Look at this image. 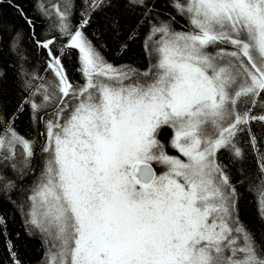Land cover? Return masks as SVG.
Returning a JSON list of instances; mask_svg holds the SVG:
<instances>
[{"label":"snow or ice","instance_id":"snow-or-ice-1","mask_svg":"<svg viewBox=\"0 0 264 264\" xmlns=\"http://www.w3.org/2000/svg\"><path fill=\"white\" fill-rule=\"evenodd\" d=\"M116 2L82 0L77 24L75 0L39 5L55 17L54 34L34 41L47 77L28 67L16 33L9 50L27 95L14 114L0 105V169L14 173L0 171V198L24 195L17 207L27 205L26 230L41 235L46 264H264V244L240 219L238 187L255 195L264 221V153L251 127L264 125V0H124L141 20L118 54L146 24L143 70L110 62L86 32ZM112 27L119 32L118 20ZM73 55L79 81L63 63ZM25 110L36 137L15 129ZM244 135L255 173L244 167Z\"/></svg>","mask_w":264,"mask_h":264},{"label":"trees","instance_id":"trees-1","mask_svg":"<svg viewBox=\"0 0 264 264\" xmlns=\"http://www.w3.org/2000/svg\"><path fill=\"white\" fill-rule=\"evenodd\" d=\"M58 1L60 0H12L10 4L8 0H0V71L6 73L0 80V105L7 114H14L22 96L27 95L22 93L16 78L15 55L9 50L11 42L16 37V33H20V50L28 57V67L34 68L40 76L51 75L44 71L46 50L38 49L34 41L50 38L54 34L52 25L55 22V17L43 15L39 5L43 3L47 6ZM13 5H18L19 8L23 9L24 16L33 21L34 28H30L24 17ZM82 8V0H75L71 16L73 24L79 22ZM168 11H172V9H168ZM177 19H180L181 24L185 23L180 17ZM114 20H118L119 32L112 27ZM140 20L141 16L138 9H130L124 0H117L115 6L93 14L92 23L86 32L110 62L117 65L131 64L143 70L148 64L143 49V39L147 32L146 24L138 29L137 38L128 41L126 51L118 54L120 45L127 39L129 31L135 29ZM176 28L179 29L180 24H177ZM33 31L35 35H33ZM55 47L59 48L60 44L57 43ZM63 63L69 76L73 80L79 81L80 75L76 71L75 55L64 57ZM13 119L15 120V129L19 134L26 138L36 137L37 128L30 120L27 110L20 113L18 117L13 115ZM251 127L257 137V147L261 153H264V125L253 122ZM39 131H43L42 126H40ZM169 137L170 130L166 129L160 138L167 141ZM38 138L43 139V137ZM247 141L248 136H242L240 146L245 152L244 167L249 172L255 173L257 171L256 156ZM168 152L171 155H179L171 148L168 149ZM221 158L225 163H228L227 153H223ZM0 171H3L9 178H14V173L10 169H0ZM232 177L234 182L238 179L235 168L232 170ZM238 187L242 194L239 201L240 219L255 234L257 241L264 244V221L259 219L255 195L250 193L246 186ZM10 195L11 200L0 198V215H3L7 222L6 236L0 235V264H12L8 253V240L12 242L13 250L22 264H46L47 246L42 243L41 235L39 233L30 235L29 230H26L25 211H27V205L23 211L17 207L18 204L25 203L24 195L20 192H13Z\"/></svg>","mask_w":264,"mask_h":264},{"label":"rangeland","instance_id":"rangeland-1","mask_svg":"<svg viewBox=\"0 0 264 264\" xmlns=\"http://www.w3.org/2000/svg\"><path fill=\"white\" fill-rule=\"evenodd\" d=\"M58 2H60V1H58ZM52 3H57V2H52ZM157 167H158V171L160 172V171H162V169L160 168V166H158V165H156Z\"/></svg>","mask_w":264,"mask_h":264},{"label":"water","instance_id":"water-1","mask_svg":"<svg viewBox=\"0 0 264 264\" xmlns=\"http://www.w3.org/2000/svg\"><path fill=\"white\" fill-rule=\"evenodd\" d=\"M155 167V166H154ZM156 168V167H155ZM156 170H157V168H156ZM157 173H158V170H157Z\"/></svg>","mask_w":264,"mask_h":264}]
</instances>
